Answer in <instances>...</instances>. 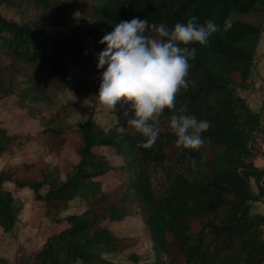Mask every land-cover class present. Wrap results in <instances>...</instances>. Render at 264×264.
I'll list each match as a JSON object with an SVG mask.
<instances>
[{
  "label": "trees",
  "instance_id": "trees-1",
  "mask_svg": "<svg viewBox=\"0 0 264 264\" xmlns=\"http://www.w3.org/2000/svg\"><path fill=\"white\" fill-rule=\"evenodd\" d=\"M1 6L16 19L0 14V109L20 111L36 125L8 132L0 121V157L29 142L37 157L0 169V232L8 241L15 235L23 206L14 192L29 194L39 224H64L36 248L19 244L16 264H116L110 255L135 264L142 254L128 250L134 237L107 227L134 217L152 253L142 264H264V215L250 208L264 200V167L249 161L262 117L241 96L250 85L264 0H0ZM74 13L79 18L69 26ZM193 16L221 26L210 46L190 45L197 49L191 83L176 97L177 108L210 122L201 148L176 146L167 109L150 148L136 147L142 137L128 127L131 102L115 106L126 119L120 129L65 121L73 108L62 94L96 98L105 70L72 79L68 68L83 63L84 53L102 51L99 41L117 23L139 17L171 30ZM66 143L76 160L60 178L45 158L59 157ZM107 175L112 184L104 183ZM74 199L83 202L81 212L62 215ZM0 264L8 263L0 257Z\"/></svg>",
  "mask_w": 264,
  "mask_h": 264
},
{
  "label": "clouds",
  "instance_id": "clouds-1",
  "mask_svg": "<svg viewBox=\"0 0 264 264\" xmlns=\"http://www.w3.org/2000/svg\"><path fill=\"white\" fill-rule=\"evenodd\" d=\"M198 21L193 16L170 30L164 24L149 25L147 19L135 17L120 21L99 41L106 47L97 53V69L105 70L96 101L110 111L118 103L123 106L131 102L135 115L127 123L142 137L136 144L138 148L155 144L160 117L166 109L176 146L194 150L203 146L202 133L210 128V122L197 120L186 107H176L177 95L191 83L186 77L197 49L190 45L210 46L209 37L221 31V26L211 19ZM231 26L225 20L223 30Z\"/></svg>",
  "mask_w": 264,
  "mask_h": 264
},
{
  "label": "rangeland",
  "instance_id": "rangeland-1",
  "mask_svg": "<svg viewBox=\"0 0 264 264\" xmlns=\"http://www.w3.org/2000/svg\"><path fill=\"white\" fill-rule=\"evenodd\" d=\"M0 14L6 18L16 19L11 9L3 6L0 7ZM263 17H261L260 23L263 21ZM78 18L79 15L74 13L69 22V26L73 25ZM245 19L252 21V23H258L259 21L258 16L252 15L246 16ZM85 54L86 60L83 63L72 65L68 68V75L70 78L78 79L90 72L93 68L97 69V52L84 53V55ZM244 94L245 92H242L241 96L246 100ZM74 97L75 96L68 94L67 92L62 94L61 97L62 101L68 102L73 108L70 116L65 119L70 125L77 126L80 123L92 120L99 123L105 129L110 127L120 129L124 126L126 119L123 110L117 109L116 107L113 111L107 110L103 105H100L96 101V98L75 97L74 99ZM85 100L88 101L85 102ZM260 111L262 117L264 112L262 109ZM85 116L87 117V120L83 121L82 117ZM0 121H2L8 132L20 131L36 125L35 121L27 119L22 112L17 111L13 113L4 109H0ZM36 157L37 149L32 142H29L19 153H17V155H4L0 157V169L18 159L32 161L36 159ZM75 160L76 158L73 152V147L70 143H66L63 146L59 157L45 158V161L50 164V168L56 170L60 178H63L68 170L65 167L66 163H73ZM111 161L113 162L112 159ZM114 180L115 179L109 175L103 177V181L106 185L112 184ZM14 195L19 196L23 206L18 214V221L15 224V235L8 241L7 236L0 232V257H2L8 264H16L14 257L19 256V254L16 253L19 244H23V247H26L27 249L36 248L50 232L58 231L64 226V224L58 226L48 225L46 221H42V223L39 224L38 218L40 213L35 208L34 204L27 198L29 194L25 192H14ZM82 209L83 202L79 199H74L69 202L67 210L62 212V215L79 213ZM107 227L114 234L134 237L135 243L128 250L133 251L136 254H142V259L135 264H142L152 260L150 245L147 242V239H145V235L141 229V222L138 218H127L121 222L108 224ZM109 258L116 264H134L125 260V258L121 256L110 255Z\"/></svg>",
  "mask_w": 264,
  "mask_h": 264
},
{
  "label": "crops",
  "instance_id": "crops-1",
  "mask_svg": "<svg viewBox=\"0 0 264 264\" xmlns=\"http://www.w3.org/2000/svg\"><path fill=\"white\" fill-rule=\"evenodd\" d=\"M245 98L248 107L254 111L264 112V17L261 22V30L255 48L253 66L250 72V85L245 91ZM262 135L264 137V114L262 115ZM257 155H252L249 161L258 168L264 167V161ZM252 189L255 190L252 185ZM252 212L264 215V200L251 202ZM264 231V227H263Z\"/></svg>",
  "mask_w": 264,
  "mask_h": 264
},
{
  "label": "built area",
  "instance_id": "built-area-1",
  "mask_svg": "<svg viewBox=\"0 0 264 264\" xmlns=\"http://www.w3.org/2000/svg\"><path fill=\"white\" fill-rule=\"evenodd\" d=\"M249 148L254 155L264 160V137L262 133L255 135L249 143Z\"/></svg>",
  "mask_w": 264,
  "mask_h": 264
}]
</instances>
